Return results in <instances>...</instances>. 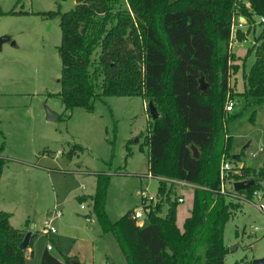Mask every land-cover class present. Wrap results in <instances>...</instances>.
Segmentation results:
<instances>
[{"label":"trees","instance_id":"trees-1","mask_svg":"<svg viewBox=\"0 0 264 264\" xmlns=\"http://www.w3.org/2000/svg\"><path fill=\"white\" fill-rule=\"evenodd\" d=\"M25 13L0 10L1 15ZM236 13L253 24L256 16L264 17V0H75L72 9L60 13L57 51L62 69L57 95L64 108L90 111L103 96H141L152 101L158 113L144 139L148 174L159 179V198L144 206L147 224H138L133 209L110 221L104 211L109 175L98 174L94 193L79 196L81 201L90 199L92 215L103 232L113 234L127 264H224L228 251L224 226L239 207L218 192L221 155L232 158V138L224 143L223 130L237 115L224 107ZM242 31L238 40L244 39ZM251 51L255 60L242 73L239 94L244 107L264 102V25ZM201 76L209 85L205 92L199 89ZM191 145L198 149V158ZM2 151L3 144L0 178L6 165ZM260 177L264 179V169L256 173L244 167L240 175L232 173L234 181L255 179L247 189L232 193L250 200ZM167 178L194 185L182 227L176 223L180 196L170 197L174 183ZM163 199L169 205L161 215ZM10 216L0 210V264H25V250L19 248L23 233L10 223ZM40 264L92 263L75 255L58 257L46 248Z\"/></svg>","mask_w":264,"mask_h":264},{"label":"rangeland","instance_id":"rangeland-1","mask_svg":"<svg viewBox=\"0 0 264 264\" xmlns=\"http://www.w3.org/2000/svg\"><path fill=\"white\" fill-rule=\"evenodd\" d=\"M74 5L75 0H0L1 11L15 8L28 12L0 14V37L9 38L0 49V145L7 166L0 181V210L11 213L10 223L22 233L35 235L32 252L29 248L24 251L25 264H40L48 244L53 247L50 252L58 257L76 255L94 264H109L108 256H121L113 234L103 232L92 215L90 199H79L94 193L98 174L109 175L104 211L112 222L130 209H145L154 202L145 197L158 195L159 179L148 174V145L144 139L152 118L145 98L103 96L89 111L83 107L65 109L57 95L62 69L57 51L60 13ZM49 11L58 14H40ZM238 16L236 13L233 18L229 46L233 59L226 96L234 101L237 115L225 123L223 142L231 136L229 155L239 156L232 159L222 154L220 161H229L232 173L236 170L240 175L244 167L256 173L264 169V102L244 107L239 99L242 73L255 60L251 48L264 17L256 16L251 24L241 22ZM238 29L243 30V40L236 37ZM47 107L58 116L55 120L46 119ZM248 142L250 146L243 150ZM258 184L259 198L252 195L244 200L230 190L222 194L226 201L239 206L224 226L228 249L224 264H251L264 257V211L257 207L264 205V179ZM193 187L174 183L170 197L183 198L177 205L178 227L190 213ZM168 205L163 199L161 215ZM55 209L62 212L53 221L57 232L44 233L43 221L52 217ZM136 221L140 225L148 222L145 215Z\"/></svg>","mask_w":264,"mask_h":264},{"label":"built area","instance_id":"built-area-1","mask_svg":"<svg viewBox=\"0 0 264 264\" xmlns=\"http://www.w3.org/2000/svg\"><path fill=\"white\" fill-rule=\"evenodd\" d=\"M261 19H262V21H264V18H261ZM233 28H234V22H233V25H232V29ZM224 107H225V111H227V112L231 111L233 109V107H234V101L232 99H230V98H227ZM250 155L252 157H254V156H256V153L250 152ZM232 170H233V167H232L231 163L229 161L222 160V162L220 163V169H219V188H218V192L219 193L224 194L228 190H230L231 193L232 192H236L233 189V183L235 181L232 178H230V175L232 174ZM233 173H236V170ZM165 180H167L168 182L178 183V184H181V185H185L186 184L185 181H181V180H175V179H170V178L165 179ZM252 195L253 196H257L258 198L260 197L259 192L256 191V190L253 192ZM145 199L146 200L148 199L149 201H155L157 199V197H154V196L150 195V196L145 197ZM179 201L180 202L183 201V198L181 196L179 197ZM81 207L83 208L84 205L82 204ZM257 207L261 211H264V205L262 203L257 204ZM143 213H144V209H138V210H135L133 216H134V218L136 220H138L139 218L144 216ZM61 215H62L61 210L55 209L54 214L52 215V217L46 218L43 221V232L44 233H55L57 231V229H56V226L53 223V221H54L55 218L60 217ZM51 248H52V246L50 244H48L47 245V249L49 250Z\"/></svg>","mask_w":264,"mask_h":264},{"label":"water","instance_id":"water-1","mask_svg":"<svg viewBox=\"0 0 264 264\" xmlns=\"http://www.w3.org/2000/svg\"><path fill=\"white\" fill-rule=\"evenodd\" d=\"M8 36H1L0 37V49L2 48V44L8 40ZM13 45H14V42H13ZM60 81V79H59ZM208 83L204 80V77L201 76L199 78V89L201 91H207L208 90ZM147 107L149 109V113L151 115V118L152 119H155L158 117V113H157V110L154 106V104L152 103V101H148V104H147ZM45 117L46 119L50 120V121H53L55 120L58 116L55 115L51 109H49L48 107L45 108ZM250 146V142H248L244 147H243V150H246L248 147ZM191 151H192V155L193 157L195 158H198L199 157V151L198 149L194 146V145H191ZM236 158V155H233L232 156V159H235ZM263 167H264V162H263ZM255 183V179L254 178H248V179H243V180H237L233 183V189L235 191L237 190H240V189H247L250 185H253ZM157 198H158V195H157ZM32 238V233L31 232H27L23 235V238H22V241L19 245V248L21 250H25L28 246H29V242ZM251 264H264V257H261V258H256L254 260H252V263Z\"/></svg>","mask_w":264,"mask_h":264},{"label":"crops","instance_id":"crops-1","mask_svg":"<svg viewBox=\"0 0 264 264\" xmlns=\"http://www.w3.org/2000/svg\"><path fill=\"white\" fill-rule=\"evenodd\" d=\"M238 19L242 22V21H245L244 20V18L243 17H241V16H238ZM243 26V25H242ZM14 160H16V162L17 163H19V164H22V163H24V162H20L18 159H14ZM25 164V163H24ZM6 165H5V167H4V169H3V172H2V175H1V178H0V181H1V179H2V177H3V175H4V173H5V170H6ZM14 170L15 171H18V168L17 167H14ZM168 179V178H167ZM186 184L187 185H190V186H192L193 184H190V183H188V182H186ZM194 186V185H193ZM158 198H159V196H158ZM32 228H34L33 226H32ZM57 232V231H56ZM23 235H24V233H23ZM35 235L32 233V237H34ZM52 246V245H51ZM27 248H29V251L30 252H32V250H31V248L30 247H27ZM47 248V247H46ZM53 249V247L51 248V249H49V251H51ZM76 256V255H75ZM109 260H106V261H108V263L110 262V261H112V260H114L115 261V263L116 264H127V262H126V260H125V258H124V256H123V254L121 253V256H120V254H117V256H116V258H113V257H110V256H108L107 257ZM78 259V258H77ZM112 259V260H111ZM79 260V259H78ZM79 261H81V262H86V261H82V260H79ZM86 263H92V264H94L93 263V261H88V262H86Z\"/></svg>","mask_w":264,"mask_h":264}]
</instances>
